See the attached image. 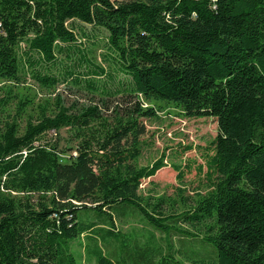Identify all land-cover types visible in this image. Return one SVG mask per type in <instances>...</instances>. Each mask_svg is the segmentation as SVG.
<instances>
[{
	"label": "trees",
	"instance_id": "16d2710c",
	"mask_svg": "<svg viewBox=\"0 0 264 264\" xmlns=\"http://www.w3.org/2000/svg\"><path fill=\"white\" fill-rule=\"evenodd\" d=\"M77 22L106 32L109 59L127 77L115 88L78 44ZM0 23V82L69 79L91 95L68 103L57 94L23 127L0 120V264H79L70 242L83 234L119 242L117 256L97 252L95 264H264V0H0ZM64 59L69 68L53 71ZM111 97L121 100L112 110ZM161 100L218 124L204 153L208 188L180 212L141 193L164 157L136 164ZM30 103L20 99L17 114ZM64 128L73 148L43 139ZM127 207L164 233L166 248L115 229ZM172 233L204 246L175 249Z\"/></svg>",
	"mask_w": 264,
	"mask_h": 264
},
{
	"label": "rangeland",
	"instance_id": "374dc122",
	"mask_svg": "<svg viewBox=\"0 0 264 264\" xmlns=\"http://www.w3.org/2000/svg\"><path fill=\"white\" fill-rule=\"evenodd\" d=\"M76 24L78 26L76 30L78 44L85 48L86 57L93 63L103 66L107 71V74L99 80L104 82L107 87L113 88L119 82L125 81L127 77L118 68L116 69L109 59L106 32L103 29H95L91 25H82L78 22ZM74 60H78L76 54L73 55L71 62ZM84 64L86 65V63ZM65 67L69 68L67 59H64V62L61 61L56 68L53 67V71L58 72L59 68ZM85 69V67L77 66V74L78 70L83 73ZM7 88H10L12 99L0 109V120L16 118L22 127L28 118L35 119L39 115L40 108L45 103L48 104L49 109L53 108L57 94H61L68 103L75 100L85 102L91 96L84 89L80 90L71 84L69 79L68 82L63 81L55 87L47 88L36 82L30 74L23 76L19 83L0 82V96L7 92ZM27 98L31 103L22 113L17 114L18 101ZM96 99L99 98L96 97ZM120 101L113 97L107 99L111 110L115 103ZM154 104L157 110L156 115L144 120L147 131L141 137V154L136 164L147 165L163 156L165 165L154 176L142 181L141 193L144 196L149 194L162 196L165 211L180 212L192 204L197 192H205L208 188L204 153L212 146V141L218 132V124L215 117L186 116L182 109L172 102L161 100ZM43 139L52 142L60 140L59 146L63 148L66 146L73 148L75 145L74 140L71 139L70 131L66 128L59 132L49 131ZM187 146L191 148L186 149ZM175 165L182 167L184 171L182 179L177 177ZM200 165H204V167L199 169ZM180 190H183V195H180ZM118 214L115 219V229L132 237L134 243H139L141 246L145 243L159 244L166 248L164 233L151 226L137 211L127 207L118 210ZM184 227L187 226L184 225ZM199 229L202 228H191L193 232L197 233V236H201ZM170 238L175 249L181 247L182 244L189 253L198 252L204 246L199 237L184 239L183 236L172 233ZM70 250L79 264H95L97 252L103 251L117 256L119 242L109 236L102 238L83 234L70 242ZM208 253L210 256L214 255L210 247ZM186 262L189 263L188 260Z\"/></svg>",
	"mask_w": 264,
	"mask_h": 264
},
{
	"label": "built area",
	"instance_id": "2783aa9c",
	"mask_svg": "<svg viewBox=\"0 0 264 264\" xmlns=\"http://www.w3.org/2000/svg\"><path fill=\"white\" fill-rule=\"evenodd\" d=\"M0 25H1V23H0Z\"/></svg>",
	"mask_w": 264,
	"mask_h": 264
}]
</instances>
